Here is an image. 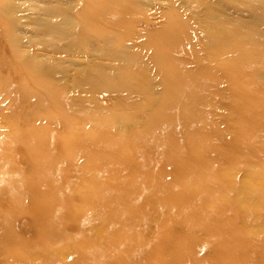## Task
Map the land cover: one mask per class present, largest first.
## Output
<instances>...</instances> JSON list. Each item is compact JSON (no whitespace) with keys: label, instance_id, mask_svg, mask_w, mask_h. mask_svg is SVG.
I'll list each match as a JSON object with an SVG mask.
<instances>
[{"label":"bare ground","instance_id":"1","mask_svg":"<svg viewBox=\"0 0 264 264\" xmlns=\"http://www.w3.org/2000/svg\"><path fill=\"white\" fill-rule=\"evenodd\" d=\"M9 1L0 0V99L10 107L0 112V251L20 264H64V253L74 264H207L203 234L210 264H264V144H254L264 136V36L238 23L197 30L171 2L149 29L138 0H77V12L62 13L68 27L54 24L71 44L110 41L119 52L146 27L115 79L78 73L87 88L118 91L116 109L99 113L75 108L78 98L23 55ZM24 215L32 239L13 231Z\"/></svg>","mask_w":264,"mask_h":264},{"label":"rangeland","instance_id":"2","mask_svg":"<svg viewBox=\"0 0 264 264\" xmlns=\"http://www.w3.org/2000/svg\"><path fill=\"white\" fill-rule=\"evenodd\" d=\"M197 1L200 3L195 4ZM257 1L138 0L137 4L138 8L140 7L143 11V15L146 16V27L149 29H157L163 24L165 17L164 9L171 2L172 5L181 11V14L193 21L197 26V30L202 27H207L211 23H238L264 36V5L259 10L257 6L250 4H257ZM78 6L79 3L77 0H10L6 12V20L10 18L14 20L12 33L16 36V44L23 55L26 57L33 56L36 63L41 64L44 69L51 73L56 83L62 85L69 94L78 98L75 108L79 106L86 110L107 113L116 109L117 102L115 101H117V98L115 100V97H117L118 91L103 85L87 88L85 82L78 79V73L92 69L102 77L107 75L111 79H115L117 76V65L122 63L123 55L140 50L139 45L144 40L146 27L144 24L136 25L135 29L137 33L122 43L119 52L110 41L102 42L92 39L87 43L71 44L66 38H58L59 33L56 34L54 24L57 23L62 29L67 28L68 25L65 24L62 13H75L78 11ZM59 11L60 13H58ZM66 22H71V20H66ZM141 59L149 75V81L147 82V87H149L148 91H150L151 96H157L160 85L153 77L151 78L152 71L146 52H141ZM257 74L259 79L264 80V69H259ZM226 96L228 95L226 94L223 97V101L226 100ZM130 97L134 101H141L140 96L136 92L131 93ZM9 108L8 101L6 99H0V112L6 111ZM215 110V118L220 120V126L223 132L227 133V131L232 130V127H228L229 125L221 122L220 115L224 112L223 108L217 106ZM120 128V125L115 123L111 126L110 132L115 133L120 131ZM0 129H7V125L1 119V114ZM254 144L257 147L262 146L264 144V136L257 137ZM242 174V172H239V175ZM165 178L169 179V176L167 175ZM24 216L21 217L24 218L23 220L14 225L15 229L13 231L20 237L32 239L35 235L33 220L30 215ZM23 225V229L25 230L21 229ZM261 229H264V227H261ZM203 239V234H199L200 242L197 249L203 261L210 264L213 259L207 254L205 256L207 246L203 243ZM63 259L64 264H74V261L66 253H64ZM0 264L20 263L12 253H3L0 251Z\"/></svg>","mask_w":264,"mask_h":264}]
</instances>
